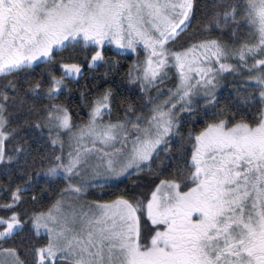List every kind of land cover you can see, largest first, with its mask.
<instances>
[{"label":"snow or ice","instance_id":"obj_1","mask_svg":"<svg viewBox=\"0 0 264 264\" xmlns=\"http://www.w3.org/2000/svg\"><path fill=\"white\" fill-rule=\"evenodd\" d=\"M0 264H264V0H0Z\"/></svg>","mask_w":264,"mask_h":264},{"label":"trees","instance_id":"obj_2","mask_svg":"<svg viewBox=\"0 0 264 264\" xmlns=\"http://www.w3.org/2000/svg\"><path fill=\"white\" fill-rule=\"evenodd\" d=\"M132 179H135V177H133ZM132 184V180H127V181H124L123 183H120L118 186H113L109 189L110 193H113V194H119L120 191L125 188V186H131ZM107 198V197H106Z\"/></svg>","mask_w":264,"mask_h":264},{"label":"rangeland","instance_id":"obj_3","mask_svg":"<svg viewBox=\"0 0 264 264\" xmlns=\"http://www.w3.org/2000/svg\"><path fill=\"white\" fill-rule=\"evenodd\" d=\"M96 191H97V192H100V191H101V189H96Z\"/></svg>","mask_w":264,"mask_h":264}]
</instances>
